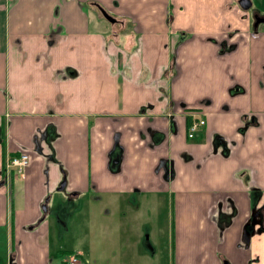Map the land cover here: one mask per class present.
Masks as SVG:
<instances>
[{
	"label": "crops",
	"instance_id": "obj_1",
	"mask_svg": "<svg viewBox=\"0 0 264 264\" xmlns=\"http://www.w3.org/2000/svg\"><path fill=\"white\" fill-rule=\"evenodd\" d=\"M233 1L0 0V171L21 151L32 157L11 183L0 176V264H67L66 252L110 264L61 246L74 199L90 189L95 201L171 198L166 264H264V234L241 244L252 208L264 205V152L252 145L264 138V35L230 18ZM223 42L239 44L220 56ZM191 115L205 120L196 142ZM162 159L172 163L167 182ZM62 180L70 191L54 198Z\"/></svg>",
	"mask_w": 264,
	"mask_h": 264
},
{
	"label": "rangeland",
	"instance_id": "obj_2",
	"mask_svg": "<svg viewBox=\"0 0 264 264\" xmlns=\"http://www.w3.org/2000/svg\"><path fill=\"white\" fill-rule=\"evenodd\" d=\"M253 6L259 7V0H252ZM173 15L172 11L170 13ZM230 18L237 21L238 18L229 14ZM102 25L109 26L104 20H101ZM260 29H264L261 26ZM176 35V34H174ZM179 36V35H177ZM236 44H239L236 42ZM176 45L171 47V55L175 52ZM236 49V48H235ZM235 51V50H233ZM219 53L220 56L233 53ZM264 66H261L263 69ZM109 110H115L113 107H106ZM88 110L99 111V109L90 108ZM100 112V111H99ZM205 122V120H204ZM205 125V123H204ZM242 125L241 128H244ZM198 131L193 133V136ZM192 142L197 141V136L190 139ZM244 140L240 139L239 143ZM252 145H258L261 151L264 152V138L261 134L253 135ZM260 162L264 165V153L260 154ZM31 155L29 162H31ZM12 183H20L13 181ZM68 184L65 183L64 189L54 194V198L65 195V190L68 192ZM65 191V192H64ZM73 194V193H72ZM96 195L92 189L88 193H78L71 205L69 213L76 210L72 214L73 220L70 223V232L64 236L61 241V246L72 251L78 249L83 254V251L89 250L93 260L100 255L102 258L110 261V264H122L123 260H130L132 256L140 257L146 255L151 263L166 264L168 255L167 235L169 222L168 219L173 214V202L171 198L159 194L144 191L141 196L136 197L134 202V194L117 195H100V199L95 201L91 197ZM264 199H262V202ZM66 216L68 218L69 216ZM106 222V230L104 234L98 232V224ZM55 220L57 217L55 216ZM92 241L89 240V233H93ZM264 234L257 232L254 237ZM252 236V237H253ZM149 247L154 251L151 255L149 249L145 246V240ZM135 240H138L135 245ZM58 246L59 242H55ZM4 249L2 237H0V252ZM144 253V254H143ZM68 252L62 253L60 259H68ZM260 254H264L263 252ZM153 256V258H152ZM84 257H86L84 255ZM264 258V257H263ZM158 259V261H157ZM128 264V262H124Z\"/></svg>",
	"mask_w": 264,
	"mask_h": 264
},
{
	"label": "flooded vegetation",
	"instance_id": "obj_3",
	"mask_svg": "<svg viewBox=\"0 0 264 264\" xmlns=\"http://www.w3.org/2000/svg\"><path fill=\"white\" fill-rule=\"evenodd\" d=\"M238 1L239 0L233 1L234 6H235V7H233V11L235 12V15H236V17H238L239 21H244L245 23H247L246 33L249 35V37H256L258 35L263 36L264 35V29H260V27L264 26V22H259V21L261 19H264V0H259V5H260L259 7L253 6V1L250 0L251 6L248 10L241 9L238 5ZM237 33L238 32H236V31H232L227 36L231 37ZM221 46H222V48H219V53L223 54V53H227V52H231V51L235 50V48L238 46V44H236V43H232V44L227 43L226 44L225 42H223V44ZM252 122H254V121L252 120ZM244 130L245 129L242 130V133L244 132ZM42 137L45 140L46 139L50 140L51 139L50 138L51 137V128H49L47 131H45L43 133ZM222 144L223 143L220 141L219 145H222ZM213 149H216V145L213 147ZM118 152H119V150H118ZM4 165H5V163H4ZM4 165H3V167H4ZM3 167L1 169L2 173L0 171V176H1V174H3V181L2 182L3 183H11V180L9 182H6L5 174H4L5 170L3 169ZM171 169H172V167H171ZM172 172H173V170H172ZM162 177L164 179L163 174H162ZM61 183H65V181L62 180L59 183V185ZM59 185L57 186V188L59 187ZM244 226L249 233L253 232L254 233L253 235H255L257 232H260V233L264 232V205H261L260 207L254 206L252 208L251 214L249 215V218L245 221Z\"/></svg>",
	"mask_w": 264,
	"mask_h": 264
},
{
	"label": "built area",
	"instance_id": "obj_4",
	"mask_svg": "<svg viewBox=\"0 0 264 264\" xmlns=\"http://www.w3.org/2000/svg\"><path fill=\"white\" fill-rule=\"evenodd\" d=\"M204 125V120L201 118H197L194 115L190 116V123L187 129V137L192 138L193 133L196 132L200 127ZM29 155L26 151H21L17 156L9 157L5 160V180L9 182L12 178H16V176H22L24 171L28 167ZM16 169V175L12 177L11 170ZM77 258L75 255H71L67 259V264H77Z\"/></svg>",
	"mask_w": 264,
	"mask_h": 264
},
{
	"label": "water",
	"instance_id": "obj_5",
	"mask_svg": "<svg viewBox=\"0 0 264 264\" xmlns=\"http://www.w3.org/2000/svg\"><path fill=\"white\" fill-rule=\"evenodd\" d=\"M238 5H239V7L241 9L248 10L250 8V6H251V1L250 0H239L238 1ZM98 9H99L102 17L107 22H109V23H114L115 22V19L112 16L108 15L103 9H101V8H98ZM259 22H264V19H261ZM42 136H43V134H42ZM43 141H46V140H43ZM40 149L41 148L38 147V149H37L38 153H41ZM115 150H116V142H115V144L113 146L112 151L114 152ZM171 167H172L171 161H169L167 159H162L161 161H159V163H158V165L156 167V172L161 171L163 176H164L163 180L167 182L169 180V178H171L173 176V172H172ZM64 186H65V183H61L59 185V187L56 189L57 192L62 191L64 189ZM42 209L45 211L46 208L43 206ZM253 234H254L253 232L249 233L246 230L245 226L243 227L242 239H241V244L243 245V247H245V248L249 247L250 239L253 236ZM144 244L149 250H151V247H149V244L147 243V237H146V240H145ZM223 264H228V263L224 262Z\"/></svg>",
	"mask_w": 264,
	"mask_h": 264
},
{
	"label": "trees",
	"instance_id": "obj_6",
	"mask_svg": "<svg viewBox=\"0 0 264 264\" xmlns=\"http://www.w3.org/2000/svg\"><path fill=\"white\" fill-rule=\"evenodd\" d=\"M1 130V129H0ZM1 140V139H0ZM235 211H233L231 214H230V218L233 217V214H234ZM230 220V219H229Z\"/></svg>",
	"mask_w": 264,
	"mask_h": 264
}]
</instances>
